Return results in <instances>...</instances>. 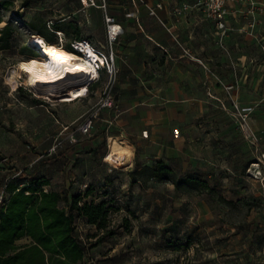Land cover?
<instances>
[{
  "label": "rangeland",
  "instance_id": "rangeland-1",
  "mask_svg": "<svg viewBox=\"0 0 264 264\" xmlns=\"http://www.w3.org/2000/svg\"><path fill=\"white\" fill-rule=\"evenodd\" d=\"M132 1L140 2L105 0L106 12L108 3L121 6V22L128 19L124 5ZM103 15L79 0H0V30L5 24L11 29L7 47L0 48V195L7 183L44 181L42 189L68 197L90 189L79 204L110 199L108 220L116 229L111 238L98 243L99 232L74 215V231L85 247L80 264H264V33L253 45L243 42L240 64L222 68L234 74L217 81L221 91L196 97L202 112L192 120L201 126L195 144L176 148L173 138L149 143L126 136L124 128L139 121L122 112L133 97L115 94L123 46L120 39H107ZM40 32L58 47L78 37L108 59L113 55L112 107L100 108L106 73L71 103L40 98L15 77L20 62L40 59L26 44ZM216 40L229 56L223 36ZM138 99L154 103V110L171 105L163 97ZM89 118L91 128L80 132ZM107 151L111 165L104 160ZM159 161L172 171L168 179L149 178L144 170ZM256 167L261 176L254 178ZM185 177L201 184L176 190L173 180Z\"/></svg>",
  "mask_w": 264,
  "mask_h": 264
},
{
  "label": "crops",
  "instance_id": "crops-1",
  "mask_svg": "<svg viewBox=\"0 0 264 264\" xmlns=\"http://www.w3.org/2000/svg\"><path fill=\"white\" fill-rule=\"evenodd\" d=\"M139 1H132L129 7L124 5L128 19L121 22L117 19L121 6L107 5V13L120 27L117 39L123 46L122 57L116 62L121 87L115 94L133 97L122 112L133 122L136 118L139 121L137 126L124 131L126 136L132 134L136 142L158 143L162 137L163 142L173 138L176 148L184 143L192 146L197 128H201L192 122L202 112V100L196 97L221 91L217 81L234 74L222 68L240 64L244 58L243 42L253 45L259 33H264V0H249L256 4L254 9L247 1L230 6L225 31L217 29L215 21L205 15L200 0ZM220 34L229 56L218 49L216 36ZM141 96L163 97L171 105L154 110V103L140 102ZM111 151L104 158L107 165L114 161L109 160ZM10 229L6 226L2 232L8 233ZM30 242L25 235L15 238L14 228L2 246L19 247ZM14 252L15 249L8 250L6 255Z\"/></svg>",
  "mask_w": 264,
  "mask_h": 264
},
{
  "label": "trees",
  "instance_id": "trees-1",
  "mask_svg": "<svg viewBox=\"0 0 264 264\" xmlns=\"http://www.w3.org/2000/svg\"><path fill=\"white\" fill-rule=\"evenodd\" d=\"M8 4L10 3L4 2L3 6ZM37 35L47 44L55 45L45 34L40 32ZM10 37L11 29L5 24L0 30V48L7 47ZM75 40L80 39L75 37ZM62 47L72 51L70 44ZM31 50L35 54V51ZM144 170L148 171L149 178L157 180L168 179L172 172L161 161ZM195 183L201 184L191 177H185L181 181L173 180L172 185L179 190L182 184L190 188ZM45 185L47 183L44 181L30 182L24 186L7 183L3 193L4 200L0 205V264H80L85 247L74 231L75 214L99 232L98 243L114 236L116 229L110 226L108 220L110 199L79 204L83 198L89 196L90 189L83 191L82 195L68 197L66 192H45L42 189ZM101 196L106 197V191L102 192ZM6 226L11 228L8 233L2 232ZM14 228L15 238L25 235L31 242L19 247L4 248L2 245L11 237ZM14 249V253L6 255L8 250Z\"/></svg>",
  "mask_w": 264,
  "mask_h": 264
},
{
  "label": "bare ground",
  "instance_id": "bare-ground-1",
  "mask_svg": "<svg viewBox=\"0 0 264 264\" xmlns=\"http://www.w3.org/2000/svg\"><path fill=\"white\" fill-rule=\"evenodd\" d=\"M26 44L36 50L40 59L20 62L15 77L23 78L34 95L52 103H71L86 95L87 86L97 73L90 64L92 54L88 59L80 58L63 47L47 44L38 35L29 36Z\"/></svg>",
  "mask_w": 264,
  "mask_h": 264
},
{
  "label": "built area",
  "instance_id": "built-area-1",
  "mask_svg": "<svg viewBox=\"0 0 264 264\" xmlns=\"http://www.w3.org/2000/svg\"><path fill=\"white\" fill-rule=\"evenodd\" d=\"M245 1L246 0H200V4L203 7L205 15L215 21L217 29L225 31V18L228 14L229 7L242 5L245 3ZM79 2L82 7H97L103 10V19L106 28L107 39L110 42H114L120 34V27L116 24L115 19L106 12L105 0H100V3L97 5L95 4L94 0H79ZM249 5L252 9H254V7L256 8V4L254 2H250ZM150 14L153 15V12L150 11ZM70 47L72 49L73 54L77 55L80 58L88 59L89 53L92 54V56L94 57L92 60H90V64L97 71V73L92 82L88 84L87 88L99 79L101 73H106L108 75V83L105 87L106 97L103 103L101 104L100 108L112 107L113 100L112 96L110 95V90L114 82V79L112 78L114 77L116 72L113 65V55H111V58L108 59L103 50L93 46L87 40H75L71 42ZM85 49L88 50V53H86ZM91 124V118L85 120L80 126V132H88V130L91 128ZM259 162L264 165V155L261 156V160H259ZM251 176L254 178L261 176L260 168L256 167L252 169ZM43 190L46 192L45 189ZM3 198V194H1L0 205L3 203Z\"/></svg>",
  "mask_w": 264,
  "mask_h": 264
},
{
  "label": "snow or ice",
  "instance_id": "snow-or-ice-1",
  "mask_svg": "<svg viewBox=\"0 0 264 264\" xmlns=\"http://www.w3.org/2000/svg\"><path fill=\"white\" fill-rule=\"evenodd\" d=\"M25 70H28V69H25Z\"/></svg>",
  "mask_w": 264,
  "mask_h": 264
}]
</instances>
